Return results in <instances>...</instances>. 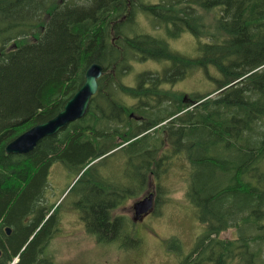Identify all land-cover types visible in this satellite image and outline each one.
I'll return each mask as SVG.
<instances>
[{"label":"trees","instance_id":"trees-1","mask_svg":"<svg viewBox=\"0 0 264 264\" xmlns=\"http://www.w3.org/2000/svg\"><path fill=\"white\" fill-rule=\"evenodd\" d=\"M205 9L216 11L209 33L201 28ZM140 15L163 31L135 32ZM184 20L197 37L194 57L168 45ZM203 32L208 38L200 41ZM135 59L170 65L126 85ZM92 62L103 71L85 115L27 153H6L8 141L63 107ZM209 65L221 79L189 103L163 87L187 67ZM53 161L74 170V179L82 171L74 203H82L88 231L123 248L139 246L132 227L141 219L114 216L124 198L115 191H142L183 162L186 200L204 230L186 253L171 239L179 263L264 264V0H0V264L14 257V264H56L46 247L53 215L38 228L47 211L37 203ZM227 229L236 237L221 238Z\"/></svg>","mask_w":264,"mask_h":264},{"label":"rangeland","instance_id":"rangeland-1","mask_svg":"<svg viewBox=\"0 0 264 264\" xmlns=\"http://www.w3.org/2000/svg\"><path fill=\"white\" fill-rule=\"evenodd\" d=\"M143 1V0H142ZM147 2H158L160 0H145ZM189 7H187L188 10ZM206 9L202 12L203 18L200 20L201 28L212 30L215 23V10ZM188 16V15H186ZM185 16V17H186ZM139 22L143 24L141 29L135 32H154L150 18L139 16ZM185 20L179 26V30L173 37H169V47L175 52L188 57L198 55L197 37L195 34L185 27ZM211 27V28H210ZM133 31L135 26H132ZM210 28V29H209ZM162 31V30H161ZM158 33V31H156ZM203 32L200 34V41L208 38V34ZM197 42V44H196ZM131 69L127 76L123 78L126 85L133 86L137 83L135 77L143 71H162L169 65L167 60H145V61H130ZM182 79L177 80L173 84H164L163 87L171 88L172 91L178 94L181 100L185 96V103H189L193 98L192 94L205 93L215 89L218 80L221 79V74L214 66L195 67L189 69ZM225 88V87H224ZM223 89V88H222ZM215 94V93H213ZM174 100V97H173ZM132 99L128 98V102ZM172 106L169 107V109ZM166 119V121H168ZM147 132V131H146ZM144 132V133H146ZM142 133V135L144 134ZM61 163H56L52 166L53 170L57 171V177L61 183V189L57 195L63 190L71 187V192L74 190V183L80 175H74V170L68 169L63 165V169L59 166ZM66 169V171L64 170ZM119 177H122L123 169L118 172ZM52 175V173H51ZM52 180V178H51ZM153 180L150 184L153 185ZM154 190L149 186L139 194L128 196L127 199L120 205L121 207L114 211L116 215H124L127 220H131L134 215L132 205L138 199L142 198L147 191H154L153 210L149 216L142 222H137L138 226H133L135 235L142 236V243L132 245L129 248H123L118 242L99 244L96 240L93 241L90 235L78 233L74 222V237L63 238L58 237L47 249L54 255L56 264H180V256L177 252L171 250L172 238L181 243L183 253H186L193 245L195 239L203 232L204 225L197 220L194 208L186 200L187 189V171L184 163L180 162L172 164L167 168L166 173L161 178L156 180ZM67 184V185H65ZM80 184L78 185V187ZM148 219V221H147ZM147 221V223H146ZM145 225L141 229V225ZM71 227V226H68ZM65 228V227H64ZM133 235V234H132ZM134 236V235H133ZM172 236V237H171ZM221 238H234L236 233L233 229L224 230L219 234ZM137 237V236H135ZM11 262V261H10ZM10 262L8 264H10Z\"/></svg>","mask_w":264,"mask_h":264},{"label":"flooded vegetation","instance_id":"flooded-vegetation-1","mask_svg":"<svg viewBox=\"0 0 264 264\" xmlns=\"http://www.w3.org/2000/svg\"><path fill=\"white\" fill-rule=\"evenodd\" d=\"M184 98H186L184 96ZM133 118L135 119H139L141 118V120H144L143 117H139V116H133ZM56 163H61L59 164V166L63 169V165H65L63 162L61 161H53L49 164V166L47 167L46 170V180L42 186V189L44 190V192L42 193V195L40 196V201H38L37 203H39L41 205L42 211L45 212L43 213V217L38 225V228L43 226L46 222L50 221L51 216L52 220L51 223L52 225L50 226V237L48 239V243H47V248H49V246L53 243V241L55 239H57L58 237L63 238L64 236L66 237H74V222L76 225V229L78 231V233H82L84 235H90L91 238L97 241L98 245L99 244H108V242H104V241H100L99 238L92 232L88 231V226H87V222L85 220V215H84V208L82 207V203L76 198V202L74 203V190L71 192V187L68 189L69 186H67V188H63V190L57 195V192L61 189V183L57 177V171L53 170L52 172V166ZM100 170L105 171L108 170V166H99L98 167ZM66 171V169H64ZM52 173V175H51ZM52 178V180H51ZM74 179V178H73ZM156 182L153 183V185L155 186ZM67 185V184H65ZM74 185V184H73ZM152 184H148V186L154 190V186ZM103 186L106 189V191H104L103 195L110 199L111 193L109 190V186L110 183L109 181H103ZM147 186V187H148ZM116 187L120 188V185H117ZM153 193L155 194V192L153 191ZM115 194L118 195V197H122L124 196L122 202H120L116 207H114L113 209V214L114 216L116 215L114 213L115 210L119 209L121 206V204L127 199L128 196H132L135 195L136 196V192L132 193V192H121V191H115ZM155 196V195H154ZM102 200L104 202L107 203V206L111 204L110 200H107L105 197L101 196ZM42 200V201H41ZM52 204V207L48 209L49 205ZM107 212H110V207H107ZM88 210V208H87ZM153 210V208H152ZM152 210H150L146 215H144L140 222H142L143 220H145L149 214L152 213ZM124 216V215H123ZM135 214L132 216V218H134ZM30 218V217H29ZM27 218H24V220H26ZM148 221V219H147ZM146 221V223H147ZM136 222H138L136 220ZM108 223H109V218H108ZM137 224V223H136ZM145 225H141V229L143 227H145ZM71 226V227H68ZM138 226V224H137ZM65 227V228H64ZM148 227V225H147ZM4 229V227H3ZM138 239H142L141 234L139 236H137ZM104 239V238H103ZM137 241V240H136ZM235 264H238L237 260L235 262Z\"/></svg>","mask_w":264,"mask_h":264},{"label":"water","instance_id":"water-1","mask_svg":"<svg viewBox=\"0 0 264 264\" xmlns=\"http://www.w3.org/2000/svg\"><path fill=\"white\" fill-rule=\"evenodd\" d=\"M102 71V65L100 63H90L84 71L83 83L66 100L63 107L54 116L31 125L8 141L4 147L5 152L17 154L27 153L34 148L41 138L56 134L68 123L82 118L88 109L91 96L97 91V79L102 74ZM152 204V193H149L133 204L135 215L148 213L152 208ZM5 231L7 234L10 233V228L6 227Z\"/></svg>","mask_w":264,"mask_h":264},{"label":"bare ground","instance_id":"bare-ground-1","mask_svg":"<svg viewBox=\"0 0 264 264\" xmlns=\"http://www.w3.org/2000/svg\"><path fill=\"white\" fill-rule=\"evenodd\" d=\"M147 214V213H146ZM146 214H140V215H135L134 216V219H141L144 215H146ZM6 227H9V226H5L4 225V228H6ZM10 228V230H11V227H9Z\"/></svg>","mask_w":264,"mask_h":264}]
</instances>
